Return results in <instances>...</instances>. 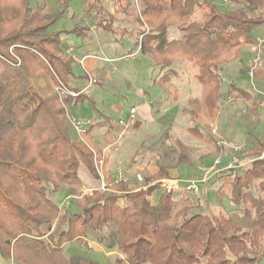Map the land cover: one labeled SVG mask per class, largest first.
I'll return each instance as SVG.
<instances>
[{"label":"trees","instance_id":"16d2710c","mask_svg":"<svg viewBox=\"0 0 264 264\" xmlns=\"http://www.w3.org/2000/svg\"><path fill=\"white\" fill-rule=\"evenodd\" d=\"M70 1L57 0L58 9L51 12L44 1L32 7L30 0H0V264H116L103 254V261L89 255L85 248H90V241L126 264H264V158L258 159L264 151V119L263 132L247 152L252 164L223 170L202 184L206 191L222 176L231 178L228 213L224 208L206 210L201 200L187 194L190 191L175 194L151 184L169 178L164 165L153 175L144 170L145 189L133 183L131 190H125V181H120L107 190L97 184L91 194L75 190L82 186L80 167L99 179L95 155L101 151L88 141L99 122L92 121L89 136L84 134L89 146L79 144L71 138L66 113L85 99L93 102L92 93L85 85L76 96L66 92L61 98H40L33 105L37 95L30 83L37 69L48 72L57 85L60 67L73 74V56L62 50L61 33L50 29ZM123 1L108 13L100 0H86L85 10L96 22L97 15L104 13L110 19L120 10L137 21L143 17L149 31H139L136 50L162 72L157 81L163 87L178 74L174 64L195 68L193 79L201 88L195 113L200 121L217 118L221 104H230L224 103L226 94L246 100V112L264 118L259 107L264 95L233 81L227 84V93H221L220 74L222 67L241 57L244 46L255 43L250 32L264 27V0H229L224 9L215 0H135L140 5L137 14L134 0ZM97 23L106 28L105 21ZM171 27L179 37H167ZM29 41L40 54L16 46ZM11 46L19 63L9 52ZM244 68L240 65L238 71L247 75ZM166 89L176 102L177 88ZM188 130L197 139L215 143L206 127L194 125ZM247 146L245 141L238 153L246 152ZM181 155L179 163L185 162ZM106 163L104 158L102 173L110 182L112 172ZM67 190L77 196L61 207L62 201L54 198ZM157 190L161 192L153 202L151 195ZM235 218L248 222L240 225ZM73 242L84 248H66Z\"/></svg>","mask_w":264,"mask_h":264},{"label":"rangeland","instance_id":"374dc122","mask_svg":"<svg viewBox=\"0 0 264 264\" xmlns=\"http://www.w3.org/2000/svg\"><path fill=\"white\" fill-rule=\"evenodd\" d=\"M42 1H44L51 12L58 9L57 0H30L31 6L35 7ZM120 2L123 4L124 1L122 0ZM120 2H115L113 4L112 0H100V3L108 13L113 12L114 6L118 7ZM214 2H216L218 8L224 9L229 5L230 1L215 0ZM85 7L86 0H71L69 7L59 16L57 21L51 25L50 29L61 33V48L62 50L65 49L64 52L67 55L70 54L66 51V48H68V50L72 48V53L77 59L80 58V54L83 51H89L90 54H96L108 59L107 61H102V63L105 64V70L101 75V79H99L98 83H96V81L93 83V85L96 83V89L90 87L93 92H91L93 102L89 99H85L76 105H71L68 110L70 115L67 112L66 119L70 124V116L79 120L87 119L91 121L102 120L105 116L108 117V122L105 125H97L94 128L93 132L98 141V145L103 148L100 155L96 154L95 156L98 158L102 157L103 161L104 158H107L105 167L110 170L113 175L117 168H121L125 176L128 174L131 175L130 179L133 178V170L137 171L144 168L147 173L153 175L160 165H164L170 179H200L203 177L205 171L210 169L211 164L216 158H219L222 164H226L230 158L235 155L240 159L239 163H237L239 166H245L249 162V165L252 164L251 159L248 158L247 152L254 144V138L258 137L263 132L264 118L261 117L258 119L252 114L247 113L246 105L248 102L246 100H241L235 94H226V96L230 98L227 100H230V104H221L218 117L214 121H211V119L207 117L205 122L200 121L195 113L197 107L200 105L201 95L200 85L193 79L195 68L187 63H176L172 66V68L179 73V76L175 78L180 87L177 91L176 104H173L174 102L172 101L173 92H167L169 98L164 102L162 97L164 94L163 87L157 82L159 75L162 74L159 68L153 66L148 57L138 51L133 58L127 57L137 49L135 36L142 31L145 33L149 31V27L145 24L143 17H140L139 21H137L134 17H131L129 12L123 13V11L120 10L115 12L109 19V17H107L108 15L106 16V14L101 13L96 16V19L97 22L105 21L106 28H99V26H96L99 30L95 32L92 31V29L90 31L88 25L91 27L92 24L95 25V23H98L96 21L92 23V18H90L92 16L89 14L87 15L89 12H86ZM132 8L137 11L135 12L137 14L140 9L138 1H133ZM89 21H91V23H89ZM178 32L177 29L171 27L168 30L167 37L173 38L180 33ZM259 32H264V27L253 28L250 35L254 38H258ZM16 46L27 51L31 49L40 54L38 49L31 48L33 47L31 41L26 44L22 42L21 45ZM13 49L14 47L11 46L9 52L12 57L16 58L17 63H19V58L16 55L13 56ZM253 52L252 45H250V49L249 46L246 45L243 47L242 55L237 61L222 67L220 71L223 81L221 93H227L225 91L227 84L233 81L242 87L249 88L252 86L253 89L263 97L264 76H260L257 81L256 71L264 70V48L259 53L257 51L255 52L258 53V58L253 64L255 74L253 75L254 80L252 82L249 78L250 76L240 74L238 71L240 65L244 66L249 59L247 66H244L245 72L248 73V69L252 66L251 62L254 57ZM78 53L80 54L78 55ZM87 60H93L94 63L88 65ZM96 61V59L88 58L83 62L82 68L78 60L74 59L72 72L79 80H82L80 78H84L86 80V86L90 79L96 80L97 78V74L93 71V68H95L99 62ZM17 65L18 64H16V66ZM60 70L62 75L65 74L62 67H60ZM36 72V75L30 81L32 85L31 91L37 95V97H33L31 100L33 105L36 104L38 102L37 100L40 98L48 99L55 95L61 98L66 93L64 83L66 79H64L65 77H62L59 72L55 76L59 82L58 85L55 84L53 81L54 79L51 78L50 74L45 70L37 69ZM79 80L74 81L71 79L70 83L75 84L76 82H80ZM68 84L69 83H67V85ZM67 89L70 91L73 90L75 93L80 90L69 86ZM132 106L137 110L136 118L139 123L137 122L136 124L139 125L137 127L124 129L117 121L119 119L126 120L129 108ZM259 107L263 113L264 100ZM170 111L175 112V114L173 115ZM198 124L202 128H207L206 133L209 134L208 132H210L209 135L215 140L214 144L213 142H211V144L202 139H197L189 132L188 127ZM104 132L106 134L105 136L103 134ZM85 135L89 136L87 133H85ZM27 136L34 142L32 132L28 131ZM220 136H224L223 138L230 143L227 142V145H219L218 142L221 140ZM71 138L79 144L85 145L87 143L89 146L90 143L88 141L92 143L91 137H88L87 141L85 136L78 135L72 126ZM205 138H208V136H205ZM245 141L248 145L246 152L244 151L240 154L229 146V144L232 143L234 146L239 145L242 148V144H244ZM93 145L96 146L97 144ZM179 152L183 154H180L183 156L182 161L185 159L183 163L178 162L180 158ZM262 153H264V151L261 152L260 155ZM258 159H260V156ZM144 170L141 171L140 174L144 175L147 181L148 175L144 173ZM78 175L82 184L85 186H89V184L95 186L100 180V178L97 180L92 177L83 167L79 168ZM133 182H136V185L138 184L137 187L141 186L140 181L132 179L128 182H124L125 190H131V186H134L132 185ZM144 182L145 181H143V183ZM217 182L214 181L213 184L211 183L212 185L209 186V201H201L202 205L204 204L203 207L209 211L224 208L223 210L228 213L230 205L226 196V192L228 191V187L226 186L227 182H222L221 184L218 182V185ZM74 188L79 192L86 187L82 189V186H76ZM68 193V190L65 192H58L54 200H60V202L64 201L67 196H69ZM174 193L177 194L178 192L176 191ZM205 193L207 192L204 190L202 184L199 185V191L197 193L187 192L194 200L203 199L206 195ZM71 198L72 197L68 199V202L72 201ZM235 219L236 220H233L234 223L240 225L241 223L248 222L243 218L239 220L237 218ZM244 225L245 224H243L242 227ZM94 245L95 247H92ZM69 246L72 248H84L81 243L76 242L68 244L66 248ZM89 246L91 250H89V247L85 249L93 258L103 261L104 255L110 258V263L122 264L116 261V258L114 259L109 252L104 251L96 242L90 241ZM5 264L16 263L10 261V263Z\"/></svg>","mask_w":264,"mask_h":264},{"label":"built area","instance_id":"2783aa9c","mask_svg":"<svg viewBox=\"0 0 264 264\" xmlns=\"http://www.w3.org/2000/svg\"><path fill=\"white\" fill-rule=\"evenodd\" d=\"M252 50L254 51V57L252 60V66L248 69V73L247 75L250 76V80L251 82L254 80V67L253 64L255 63V60L258 58V53L260 51L263 50V43L256 41L253 45H252ZM69 54H71L73 56L74 59L78 60L79 64L81 65V67L83 66V62L86 59H96L97 61L100 62L101 61H107V58H103L99 55L96 54H86L84 56H82V58L77 59L76 56H74V54L72 53L71 50H67ZM258 53H255V52ZM137 50L131 54H129L127 57L129 58H133L136 54ZM81 60V61H79ZM96 61V62H97ZM83 68V67H82ZM89 75V73H88ZM95 82V80L90 79V81L88 82L86 87H89L90 85H93V83ZM66 89V88H65ZM67 93L71 94V95H77V93H75L74 91H66ZM230 98H227V100ZM225 100L224 103H228L229 101ZM70 124L71 126L74 128V130L76 131V133L80 136H83L87 129L89 128V126L92 124L91 120H87V119H83V120H79L75 117H71L70 116ZM117 123L119 125H122L124 129L127 128H131L133 126H135V124L137 123V118H136V109L132 106L129 108V113L128 116L126 118V120H122L119 119L117 121ZM221 140L218 142V144H223V145H227V142L223 139L220 138ZM230 148H232L235 152H239L241 150V146L236 145V146H230ZM260 158H264V153H262L260 155ZM239 163V159L238 157H236L235 155H233L230 160L224 164L221 165L220 159L216 158L213 163L210 166V169L206 170L203 177L202 178H190V179H167V178H163V179H158L154 182H152L151 184H157L159 185V188H161L162 190L166 191V192H176V191H190V192H194L197 193L199 191V185L200 184H207L213 177H215V175L223 170H227V169H231V168H238L239 165L237 164ZM95 164H96V168H97V172L99 174V182H98V188L101 190H107L110 188L112 183H119L120 181H125L128 182L130 180V176L131 175H127L125 176L124 172L122 171L121 168H117L116 171H114V175L112 174V181L108 182V180H106L104 178V175L102 173V166H103V158H97V156L95 157ZM213 166V168H212ZM241 166V165H240ZM134 171V175L132 176L133 178H136L137 181H140L141 184H143L144 186L142 187L143 189H145L147 187V185H145L143 183L144 179L142 177V175L140 174V171ZM105 180V181H104ZM93 189L91 190H81L79 192L81 193H91ZM76 194L70 193L69 196H67V198L61 202L60 206L64 207L68 204V199H70V197H76ZM119 257L121 258V260L123 259V257L121 255H119ZM124 261V260H123ZM120 261L122 264H126V262L124 261Z\"/></svg>","mask_w":264,"mask_h":264},{"label":"crops","instance_id":"0c3cea01","mask_svg":"<svg viewBox=\"0 0 264 264\" xmlns=\"http://www.w3.org/2000/svg\"><path fill=\"white\" fill-rule=\"evenodd\" d=\"M92 21V20H91ZM91 21H89V23H91ZM92 23H95V21H92ZM96 26H98L96 23H95V25L94 24H92L91 25V27H90V25H88V29H90V31H91V29H92V31H95V32H98V30H99V28L97 29L96 28ZM83 31H84V29H83ZM179 33V32H178ZM179 35H180V33L177 35V36H175V37H179ZM175 37H173V38H175ZM135 38H136V36H135ZM254 38V37H253ZM254 40H255V42L256 41H259V42H261L262 41V43H263V48H264V32H259V34H258V38H254ZM249 46V49H250V45H248ZM67 50H68V48H66ZM65 50V49H64ZM66 50V51H67ZM70 50L72 51V48H70ZM73 52V51H72ZM75 53V52H74ZM250 53L252 54V52H251V50H250ZM80 53H78V55H79ZM86 54H90V52L89 51H83L81 54H80V58L82 57V56H84V55H86ZM252 56V55H251ZM251 56H250V58H251ZM88 61V65H92L93 63H94V61L93 60H87ZM248 61H249V59H248ZM247 61V62H248ZM247 62H246V64L244 65L245 67L247 66ZM102 61H100V62H98L97 63V66L95 67V68H93V71H94V73H96L97 74V82L96 83H98L99 82V79H101V75L103 74V72H104V70H105V68H104V63H102ZM243 66V67H244ZM63 69V68H62ZM64 71V70H63ZM65 72V71H64ZM59 73H60V75L63 77H65L64 79H66V81H67V83H69L67 86H69V87H74L75 89H82L85 85H86V80L84 79V78H80V79H82V80H79L78 78H76V76L74 75V73L72 74V75H70V74H67L66 72H65V74H61V70L59 69ZM177 76H179V73H178V75ZM176 76V77H177ZM256 76H257V78H256V80L258 81V79L260 78V76H264V70L263 71H260V70H258V71H256ZM159 77H160V75H159ZM158 77V78H159ZM176 77H173L172 79H170L169 80V82L165 85V87H163V91H164V94L162 95V97H163V99H164V102H165V100H168V98H169V95H168V91H167V89L166 88H171V87H176L177 88V90H178V88H180L179 87V85H178V83L176 82L177 80L175 79ZM71 79H73L74 81H80V82H76L75 84H71L70 83V80ZM259 81H262V80H259ZM158 82V81H157ZM161 86V85H160ZM90 87H92V89H96V85H90L89 87H88V89L86 90V92H88V93H90L91 94V92H92V90H91V88ZM89 90V91H88ZM93 93V92H92ZM222 93H224V92H222ZM177 94H178V92H177ZM225 94V93H224ZM242 100V99H241ZM173 104H176V102H174ZM173 115L175 114V112H173V111H170ZM229 112H230V110H229ZM136 114H137V110H136ZM218 117V116H217ZM95 121V120H94ZM95 122H99V124L98 125H101V124H106L107 122H108V117L107 116H105V117H103L102 118V120H98V121H95ZM137 122L139 123V121H138V119H137ZM166 122V121H165ZM201 124H203V123H201ZM139 125V124H138ZM166 125V124H165ZM199 125V124H198ZM134 127V126H133ZM95 128V127H94ZM94 128L91 130V135H90V137H91V140H92V143L93 144H97L98 145V141H97V139H96V136H95V134H94ZM132 128V127H131ZM104 134V136L106 135L105 134V132L103 133ZM96 145V147L101 151L103 148H101V147H99V145L97 146ZM104 149H106V148H104ZM109 155V154H108ZM145 169V168H144ZM144 169H140V170H138V171H143ZM157 172V171H156ZM155 173V172H154ZM132 179H134L135 180V178H132ZM132 179H130V180H132ZM136 181V180H135ZM218 182H220V184L223 182H227V187H228V191L226 192L227 194L229 193V190H230V182H231V178L229 177V176H222L221 178H220V180H218ZM218 182H217V185H218ZM133 183H135V186L134 187H136L137 185H136V182H133ZM133 185V184H132ZM83 187H86V188H84V190H91V188H93V187H96V185L95 186H91L90 184H89V186H85L84 184H82V189H83ZM132 187V186H131ZM205 188V187H204ZM210 188L209 187H206V192L207 193H205L206 195H205V197L203 198V199H201V201L202 202H204L205 200H207V201H209V195H208V190H209ZM65 192V191H64ZM160 190H157V191H155L152 195H151V198H152V200L153 201H157L158 200V198H159V195H160ZM68 195V194H67ZM121 203H123V200H121L120 201ZM100 248V247H99Z\"/></svg>","mask_w":264,"mask_h":264}]
</instances>
